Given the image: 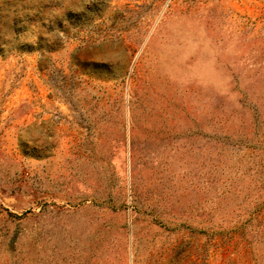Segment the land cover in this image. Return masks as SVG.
Returning a JSON list of instances; mask_svg holds the SVG:
<instances>
[{"label": "rangeland", "instance_id": "obj_1", "mask_svg": "<svg viewBox=\"0 0 264 264\" xmlns=\"http://www.w3.org/2000/svg\"><path fill=\"white\" fill-rule=\"evenodd\" d=\"M0 264H264V0H0Z\"/></svg>", "mask_w": 264, "mask_h": 264}]
</instances>
